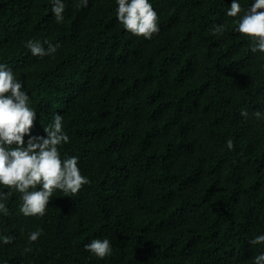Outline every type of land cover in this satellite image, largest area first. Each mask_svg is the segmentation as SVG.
<instances>
[{"label": "trees", "instance_id": "obj_1", "mask_svg": "<svg viewBox=\"0 0 264 264\" xmlns=\"http://www.w3.org/2000/svg\"><path fill=\"white\" fill-rule=\"evenodd\" d=\"M62 2L57 23L53 0H0V63L29 95L32 135L63 117L61 158L78 157L89 183L27 217L21 194L0 185V264H254L264 253L250 243L264 234V53L235 31L243 13L226 15L233 0H149L159 32L146 39L119 23L116 0ZM29 40L58 48L33 56ZM96 238L111 243L103 259L85 249Z\"/></svg>", "mask_w": 264, "mask_h": 264}, {"label": "clouds", "instance_id": "obj_2", "mask_svg": "<svg viewBox=\"0 0 264 264\" xmlns=\"http://www.w3.org/2000/svg\"><path fill=\"white\" fill-rule=\"evenodd\" d=\"M87 6L88 0H81ZM117 19L124 29L135 36L146 39L159 32L158 14L149 0H116ZM65 4L62 0H53L52 13L57 23L64 20ZM235 31L247 36L252 41L251 51L264 53V0H255L249 9L241 7L238 0H233L227 9L228 17H237ZM214 34H222L225 25H216ZM47 43V42H46ZM27 47L33 56L43 57L54 54L58 45L48 43L45 49L38 41H27ZM23 82L16 78L12 68L0 63V185L12 192L20 193L19 211L24 216H43L57 190L65 196H74L89 183L78 167V157L61 158L59 146L69 142V136L63 130V117L57 113L53 123L45 127L46 137L32 135L36 112L29 105V95L22 90ZM241 115L247 117L246 109ZM261 118L262 113H254ZM29 138L25 142V136ZM227 147H234L231 139ZM37 186H40L37 189ZM9 192L0 191V212L7 214L4 201ZM40 230L30 234V241H36ZM12 237L5 236L3 243L8 244ZM251 244L264 243V234L254 237ZM85 249L103 259L111 253V243L107 238L93 239ZM254 264H264V253L254 258Z\"/></svg>", "mask_w": 264, "mask_h": 264}]
</instances>
